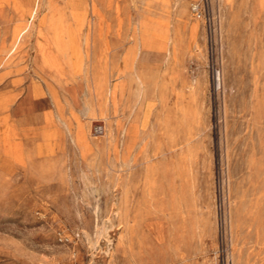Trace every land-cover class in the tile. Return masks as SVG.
Instances as JSON below:
<instances>
[{"label": "rangeland", "instance_id": "rangeland-1", "mask_svg": "<svg viewBox=\"0 0 264 264\" xmlns=\"http://www.w3.org/2000/svg\"><path fill=\"white\" fill-rule=\"evenodd\" d=\"M197 1L0 0V264H264V0Z\"/></svg>", "mask_w": 264, "mask_h": 264}, {"label": "built area", "instance_id": "built-area-1", "mask_svg": "<svg viewBox=\"0 0 264 264\" xmlns=\"http://www.w3.org/2000/svg\"><path fill=\"white\" fill-rule=\"evenodd\" d=\"M208 0H199L191 5V12L193 16L198 19V20H206L207 18V5ZM96 133L97 134H103L104 129L103 127H98L96 128Z\"/></svg>", "mask_w": 264, "mask_h": 264}, {"label": "bare ground", "instance_id": "bare-ground-1", "mask_svg": "<svg viewBox=\"0 0 264 264\" xmlns=\"http://www.w3.org/2000/svg\"><path fill=\"white\" fill-rule=\"evenodd\" d=\"M14 10L15 12H18L19 11V9L17 8V7H15V8H11V10ZM10 12V11H9ZM12 15V14H11ZM18 28V27H17ZM17 28H15V35H16V33H17V37L19 38L20 36H21V34H22V31H20V32H18V29Z\"/></svg>", "mask_w": 264, "mask_h": 264}]
</instances>
